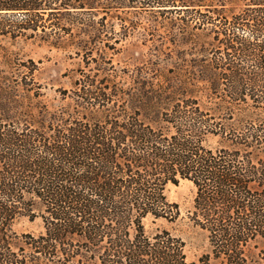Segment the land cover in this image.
I'll use <instances>...</instances> for the list:
<instances>
[{
    "label": "trees",
    "instance_id": "16d2710c",
    "mask_svg": "<svg viewBox=\"0 0 264 264\" xmlns=\"http://www.w3.org/2000/svg\"><path fill=\"white\" fill-rule=\"evenodd\" d=\"M132 8L166 15L211 72L125 92L82 76L77 109L27 118L0 105V264H264V0H0V38L57 46L85 27L100 40L94 13ZM180 181L196 190L191 219L210 247L197 261L167 230H144L147 217L178 218L165 192ZM20 217L43 232L17 234Z\"/></svg>",
    "mask_w": 264,
    "mask_h": 264
},
{
    "label": "rangeland",
    "instance_id": "374dc122",
    "mask_svg": "<svg viewBox=\"0 0 264 264\" xmlns=\"http://www.w3.org/2000/svg\"><path fill=\"white\" fill-rule=\"evenodd\" d=\"M201 11L205 12L204 8ZM184 14L172 11L167 18ZM94 16L97 26L106 31L100 40L90 38L85 27L79 32L71 28L70 35H63V43L57 46L32 38H0V105L8 110L9 116L27 118L26 114L32 116V111L43 105L50 109L76 108L75 88L82 76L109 80V85H105L107 92L113 89L125 92L157 86L163 82V74L175 77L193 74L195 79L198 74L211 72L207 66L210 55L180 44L173 36L175 23L164 19L166 15L161 11L127 9L117 12V20L109 12ZM123 17L131 23L122 24ZM46 31L52 33V38L57 33L52 28ZM82 41L88 42L85 52L78 47ZM257 117L264 123V112ZM165 193L178 206V218L168 222L147 217L143 221L144 230L148 235L167 230L183 241L186 260L197 261L209 253L210 247L207 233L191 219L196 190L190 182L180 181L168 185ZM13 228L19 235L37 236L43 232L39 218L20 217ZM254 245L255 252L264 249V239H258Z\"/></svg>",
    "mask_w": 264,
    "mask_h": 264
}]
</instances>
